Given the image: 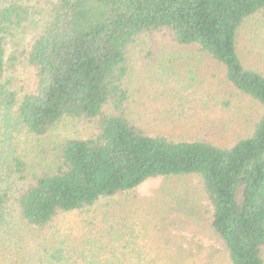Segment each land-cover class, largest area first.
Instances as JSON below:
<instances>
[{"label": "trees", "instance_id": "trees-1", "mask_svg": "<svg viewBox=\"0 0 264 264\" xmlns=\"http://www.w3.org/2000/svg\"><path fill=\"white\" fill-rule=\"evenodd\" d=\"M263 10L264 0H51L49 20L22 53L35 86L20 98L6 79L5 41L29 24L32 8L0 7V219L13 202L28 226L44 228L151 179L195 174L230 263L264 264V75L237 50L240 26ZM152 33L224 67L226 80L259 106L248 136L218 147L152 137L128 120V49ZM65 117L92 123L96 134L66 141L53 169L19 186L29 167L13 140L44 136Z\"/></svg>", "mask_w": 264, "mask_h": 264}, {"label": "rangeland", "instance_id": "rangeland-1", "mask_svg": "<svg viewBox=\"0 0 264 264\" xmlns=\"http://www.w3.org/2000/svg\"><path fill=\"white\" fill-rule=\"evenodd\" d=\"M8 1L33 13L29 24L5 41L11 58L6 79L21 98L35 86L22 53L49 20L51 0H0V7ZM237 50L246 68L264 75V10L242 23ZM127 58V117L147 135L229 147L251 133L259 106L235 90L221 64L195 47L177 45L160 33L143 34ZM95 134L92 123L65 117L44 136L16 137L12 147L29 167L28 178L18 185L53 169L66 141ZM0 264L231 263L210 228L200 179L189 174L151 179L125 196L59 214L44 228L28 226L11 202L0 219Z\"/></svg>", "mask_w": 264, "mask_h": 264}]
</instances>
